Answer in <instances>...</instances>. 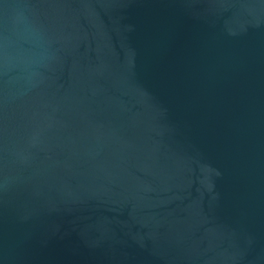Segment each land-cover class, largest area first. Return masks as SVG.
Here are the masks:
<instances>
[{
  "label": "water",
  "instance_id": "95a60500",
  "mask_svg": "<svg viewBox=\"0 0 264 264\" xmlns=\"http://www.w3.org/2000/svg\"><path fill=\"white\" fill-rule=\"evenodd\" d=\"M0 264H264V0H0Z\"/></svg>",
  "mask_w": 264,
  "mask_h": 264
}]
</instances>
